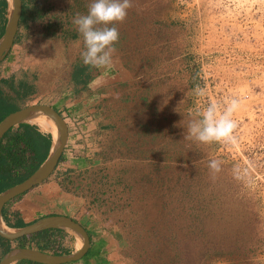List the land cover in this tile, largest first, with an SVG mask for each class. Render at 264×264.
Segmentation results:
<instances>
[{
	"label": "rangeland",
	"instance_id": "1",
	"mask_svg": "<svg viewBox=\"0 0 264 264\" xmlns=\"http://www.w3.org/2000/svg\"><path fill=\"white\" fill-rule=\"evenodd\" d=\"M27 1L43 12L19 27L2 77H27L35 87L26 104H49L81 86L72 74L86 65L85 46L73 18L91 0ZM132 2L116 25L112 66L88 65L92 81L99 73L115 80L102 86L118 91L106 93L104 113L130 115L102 135L94 118L83 117L76 133L93 143L91 162L74 171L62 164L51 177L54 197L37 192L79 212L85 225L90 217L118 229L125 264H264V0ZM231 99L240 102L235 143L185 138L211 101ZM211 160L220 162L218 172Z\"/></svg>",
	"mask_w": 264,
	"mask_h": 264
},
{
	"label": "crops",
	"instance_id": "2",
	"mask_svg": "<svg viewBox=\"0 0 264 264\" xmlns=\"http://www.w3.org/2000/svg\"><path fill=\"white\" fill-rule=\"evenodd\" d=\"M13 47L7 55L9 56V58H7L8 60L11 58V55L13 53ZM7 59H4L3 62H7ZM21 79L28 80L27 77ZM93 80L94 81L91 80L86 87H74V89H71L72 92L70 91L68 94H66V92L61 93V96L57 97L54 101L49 103L52 106L53 104H57L60 108L59 110H63L65 112L63 116L66 118L69 125V140L63 154L64 160L62 162H59V166H57V168L50 175L49 178L26 191L23 194V198L11 200L5 212L6 215H2V218L4 220V216H7L12 222V224L15 225L10 226V228L18 229L28 224H31L45 216L55 214H64L71 216L78 220L86 228V230L91 236V243L88 251L84 254L81 259L66 264H125L127 263V257H125L123 254V238L117 233V228H115L117 229L116 231H113L111 229V225L108 224V226L106 222H99V220H95L96 218L90 217L89 221V218H86L87 225H85L83 223V220L79 218L81 217L79 215V212L77 213L75 210L74 212L65 211L64 208L61 207L58 203L54 204L53 202H47L45 198L43 199V193L41 194L40 192H37L39 191V189H43V191L47 192L48 196L54 197L56 193H59V190L57 182H53L51 177L53 174L59 172V167L62 164H64L65 167H68L67 170L74 171L78 169H85L87 165L91 162V155L94 150L93 143L83 144V141L78 140L79 138H77V136H79V134L76 133L77 130H75L74 128V125L76 123L74 122H78L77 125L84 127L86 123L84 122L83 117L85 118L86 116V119L94 118L97 123V125L95 126L97 128V131H95V133L97 132L98 135H102L107 130H111L112 128L116 127L115 125L116 123H119V119H127L129 117V113H124V115L116 114L112 117L110 114L108 115L107 112L104 113L105 103L103 101L107 99L105 98L106 93L110 95L112 93L113 95L118 97V91L114 89L112 90L111 86L105 89H103L102 86L106 87L110 83L115 82V80L105 75L104 73L97 74V76H95ZM116 86L118 88L120 87L118 84H116ZM91 103L94 104V106L89 109V112H85L84 114H78V111L85 110L87 106H89ZM118 103L120 104L121 102L118 101ZM107 104L109 105L108 100ZM78 108L79 110H77ZM88 115L90 116L87 117ZM80 160H84L85 164L80 165ZM61 198L64 201L72 202V197H70V195L68 194L62 195ZM33 203L35 204V207L32 209V212H23L24 205L30 206ZM55 206L57 207V209L55 208ZM17 214H19V218H16ZM57 230H61L60 232L57 231L56 235L58 237L57 240H60V242L62 241L61 243L63 244V249L65 251V253L63 254L66 255L78 251V239L66 230ZM96 244H98V246Z\"/></svg>",
	"mask_w": 264,
	"mask_h": 264
},
{
	"label": "trees",
	"instance_id": "3",
	"mask_svg": "<svg viewBox=\"0 0 264 264\" xmlns=\"http://www.w3.org/2000/svg\"><path fill=\"white\" fill-rule=\"evenodd\" d=\"M9 10V0H0V38L5 31ZM42 12V8L33 6L30 2L28 3L27 0H23V11L19 27L27 25L31 20L38 19L42 15ZM50 25L51 24H48L49 27ZM18 40L19 33L14 43L16 44ZM2 63L3 61L0 62V122L11 112L24 107L26 105V98L32 95L35 87L34 83L30 80L20 79L16 82L13 78L7 79L2 77ZM184 68L187 71H189V69L191 70L188 63ZM72 78L76 85L86 87L93 76L90 73V67L88 65L76 64ZM52 144L53 134L41 131L36 124L22 122L10 128L0 141V193L27 179L47 158ZM63 160L64 155L60 162ZM23 194L17 196L14 200L19 199ZM10 202L11 201L5 205L3 213L6 212ZM3 215H6V213ZM16 216V218H19V214ZM4 220L7 225L15 226L7 216H4ZM57 231L60 232L61 230H57L56 228L47 229L14 241L0 236V259L13 248V246L38 248L53 254H63L65 251L61 243L62 241L60 242V240H57ZM197 232L202 233L203 228H198ZM239 249V253H242L244 250H247V247H240ZM16 264L41 263L21 260Z\"/></svg>",
	"mask_w": 264,
	"mask_h": 264
},
{
	"label": "water",
	"instance_id": "4",
	"mask_svg": "<svg viewBox=\"0 0 264 264\" xmlns=\"http://www.w3.org/2000/svg\"><path fill=\"white\" fill-rule=\"evenodd\" d=\"M9 2L8 19L4 34L0 38V62L7 57L14 45L23 11V0H9ZM38 115H47L53 119L57 126V136L53 135V144L47 158L34 172L24 181L0 193V236L14 241L24 236L56 228L66 230L71 234H73L72 231L79 234L83 246L80 250L66 255L53 254L37 248L13 246L1 257L0 264H16L21 260L41 264H66L81 259L90 247L91 236L86 228L75 218L64 214L42 217L24 227L13 229L14 231L11 232L5 228L6 223L2 218L5 205L50 177L57 168L69 140V125L66 118L50 104L33 103L11 112L0 122V141L10 128L22 122L32 123L30 120ZM73 235L77 238V235Z\"/></svg>",
	"mask_w": 264,
	"mask_h": 264
},
{
	"label": "clouds",
	"instance_id": "5",
	"mask_svg": "<svg viewBox=\"0 0 264 264\" xmlns=\"http://www.w3.org/2000/svg\"><path fill=\"white\" fill-rule=\"evenodd\" d=\"M132 7V0H91L86 14L75 15L73 24L82 35L85 46L81 53L84 64L95 68L112 66L116 53L115 45L120 39V31L116 25L126 20L128 10ZM196 94L203 96L205 90L198 86ZM239 107L240 102L237 99L225 100L222 104L211 101L200 113V119L189 121L185 138L202 143L213 141L235 143L233 133L238 124L233 116ZM220 166L217 160L209 162V168L214 171L218 172Z\"/></svg>",
	"mask_w": 264,
	"mask_h": 264
},
{
	"label": "bare ground",
	"instance_id": "6",
	"mask_svg": "<svg viewBox=\"0 0 264 264\" xmlns=\"http://www.w3.org/2000/svg\"><path fill=\"white\" fill-rule=\"evenodd\" d=\"M30 122H32L33 124L38 125L39 128L42 131H50V132H52V134L55 137L57 136V126H56L55 122L53 121V119L50 116H47V115H38L35 118H32L30 120ZM5 228H6V230H8L10 232L11 231H14L7 224H5ZM72 232H73V234L77 235L74 231H72ZM77 239H78L77 248H78V250H80L82 248L83 244H82V240H81L79 234L77 235Z\"/></svg>",
	"mask_w": 264,
	"mask_h": 264
},
{
	"label": "built area",
	"instance_id": "7",
	"mask_svg": "<svg viewBox=\"0 0 264 264\" xmlns=\"http://www.w3.org/2000/svg\"><path fill=\"white\" fill-rule=\"evenodd\" d=\"M74 123H78V122H74ZM74 127H75V130H77V132H78V129H79V128H77L78 126L75 124Z\"/></svg>",
	"mask_w": 264,
	"mask_h": 264
},
{
	"label": "flooded vegetation",
	"instance_id": "8",
	"mask_svg": "<svg viewBox=\"0 0 264 264\" xmlns=\"http://www.w3.org/2000/svg\"><path fill=\"white\" fill-rule=\"evenodd\" d=\"M14 200V199H13Z\"/></svg>",
	"mask_w": 264,
	"mask_h": 264
}]
</instances>
